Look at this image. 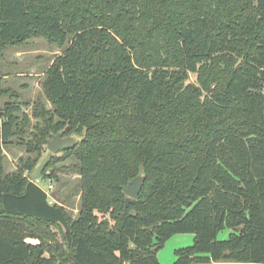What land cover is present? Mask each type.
Returning <instances> with one entry per match:
<instances>
[{
    "label": "trees",
    "instance_id": "trees-1",
    "mask_svg": "<svg viewBox=\"0 0 264 264\" xmlns=\"http://www.w3.org/2000/svg\"><path fill=\"white\" fill-rule=\"evenodd\" d=\"M40 37L65 51L29 115L1 66ZM60 131L77 219L27 174ZM12 145L38 157L8 173ZM183 233L173 264H264V0H0V264H160Z\"/></svg>",
    "mask_w": 264,
    "mask_h": 264
},
{
    "label": "rangeland",
    "instance_id": "rangeland-1",
    "mask_svg": "<svg viewBox=\"0 0 264 264\" xmlns=\"http://www.w3.org/2000/svg\"><path fill=\"white\" fill-rule=\"evenodd\" d=\"M65 49L50 44L45 38H35L23 43L20 46H8L4 53L2 61V74L4 79V87L11 88L16 94L21 96L20 104L23 106V112L32 115L34 104L43 103L47 109L52 106L46 99L43 89V81L45 72L51 66L53 60L58 55L63 54ZM9 98L3 99L6 104ZM25 103L31 104L26 106ZM33 126L37 120L32 119ZM32 130V127H31ZM6 160L5 168L8 173L17 171L18 163L21 158H37L38 154L29 155L25 148L16 145L9 146L5 149ZM55 155L49 152L45 146L44 154L34 170L28 174L38 186H41L48 193L51 203H60L68 206V212L73 219L78 217V208L80 205V176L76 168V161L71 159L56 167L55 174L58 178L56 181L51 176V172H47V176L43 175L44 163L51 160ZM229 231L219 232V240H227ZM195 235L191 233H183V235H175L166 241V244L158 252V260L160 264H173L176 261V250L184 249L194 244ZM194 264H206L204 262Z\"/></svg>",
    "mask_w": 264,
    "mask_h": 264
},
{
    "label": "water",
    "instance_id": "water-1",
    "mask_svg": "<svg viewBox=\"0 0 264 264\" xmlns=\"http://www.w3.org/2000/svg\"><path fill=\"white\" fill-rule=\"evenodd\" d=\"M82 140L78 135L65 136L62 131L58 134H53L51 139L47 140L46 148L49 152L59 155L62 152L74 149ZM145 182V175L139 174L134 179L130 180L128 186L124 188V193L133 199H138L143 189Z\"/></svg>",
    "mask_w": 264,
    "mask_h": 264
},
{
    "label": "crops",
    "instance_id": "crops-1",
    "mask_svg": "<svg viewBox=\"0 0 264 264\" xmlns=\"http://www.w3.org/2000/svg\"><path fill=\"white\" fill-rule=\"evenodd\" d=\"M206 264H246V263H228V262H219V263H206ZM253 264H257V263H253Z\"/></svg>",
    "mask_w": 264,
    "mask_h": 264
}]
</instances>
